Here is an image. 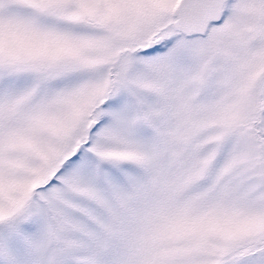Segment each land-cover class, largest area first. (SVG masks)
<instances>
[{"label": "snow or ice", "instance_id": "snow-or-ice-1", "mask_svg": "<svg viewBox=\"0 0 264 264\" xmlns=\"http://www.w3.org/2000/svg\"><path fill=\"white\" fill-rule=\"evenodd\" d=\"M0 264H264V0H0Z\"/></svg>", "mask_w": 264, "mask_h": 264}]
</instances>
